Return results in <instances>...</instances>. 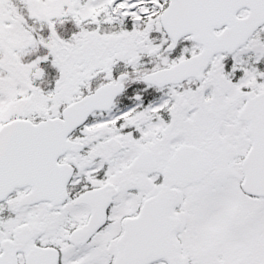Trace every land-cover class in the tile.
<instances>
[{
  "label": "snow or ice",
  "instance_id": "obj_1",
  "mask_svg": "<svg viewBox=\"0 0 264 264\" xmlns=\"http://www.w3.org/2000/svg\"><path fill=\"white\" fill-rule=\"evenodd\" d=\"M0 264H264V0H0Z\"/></svg>",
  "mask_w": 264,
  "mask_h": 264
}]
</instances>
